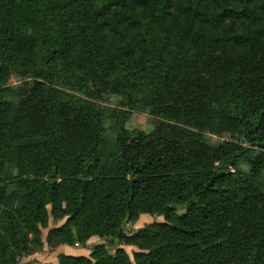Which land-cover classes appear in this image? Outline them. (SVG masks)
Here are the masks:
<instances>
[{
	"label": "trees",
	"instance_id": "1",
	"mask_svg": "<svg viewBox=\"0 0 264 264\" xmlns=\"http://www.w3.org/2000/svg\"><path fill=\"white\" fill-rule=\"evenodd\" d=\"M51 217L55 247L139 248L57 264H264V0H0V264Z\"/></svg>",
	"mask_w": 264,
	"mask_h": 264
},
{
	"label": "rangeland",
	"instance_id": "2",
	"mask_svg": "<svg viewBox=\"0 0 264 264\" xmlns=\"http://www.w3.org/2000/svg\"><path fill=\"white\" fill-rule=\"evenodd\" d=\"M18 79L16 77H12L10 79V83H17ZM103 105L104 112L106 113V123H105V135L108 137L111 142L112 146L111 149L114 148V143L117 138L119 129H120V106L117 104L116 96H111L106 101H100ZM155 116L152 114L141 111V110H134L130 116V125L141 128L145 132H150L154 128V120ZM213 140L221 139H230L229 134H224L223 136H218L213 134ZM180 211H182L180 209ZM66 218L64 219H56L51 217L49 220V224L47 227L41 228L42 231V238H43V246L38 248H32V252L29 254H23L19 257L18 264H50L58 263V255L59 253H73V254H83L89 255L93 246L100 243H105L107 245L108 251L110 253H114L118 247H123L129 255L134 259V252L138 251L139 248L129 243L125 240H121L119 238L114 239V241L110 242L107 238L101 237L98 235H94L90 237L86 243V245H66L61 244L55 247V245H50L47 243V234L51 227L61 225ZM154 220L157 221H164L162 216L157 215H150V214H141L140 217L135 220H129L125 223L124 229L128 235L135 233L140 227L144 224L152 222Z\"/></svg>",
	"mask_w": 264,
	"mask_h": 264
}]
</instances>
